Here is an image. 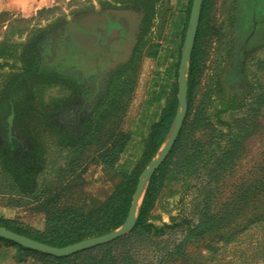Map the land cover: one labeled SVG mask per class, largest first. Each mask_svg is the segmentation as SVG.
Returning a JSON list of instances; mask_svg holds the SVG:
<instances>
[{"label":"rangeland","instance_id":"rangeland-1","mask_svg":"<svg viewBox=\"0 0 264 264\" xmlns=\"http://www.w3.org/2000/svg\"><path fill=\"white\" fill-rule=\"evenodd\" d=\"M28 5L0 0V162L14 184V192H0V219L38 212L29 203L65 167L67 140L97 130L112 137L114 148L117 134L126 137L115 167L129 172L124 179L90 163L80 187L65 195L80 204L105 201L117 188L121 195L132 191L120 228L141 173L175 121L192 0H54L32 11ZM111 26L118 41L103 53ZM184 79L180 130L184 124L186 160L198 166L184 175L173 169L182 163L177 155L167 163L147 215L157 227L171 226L153 242L162 259L149 242L137 243L134 255L149 264H264V0H202ZM175 100L163 143L145 168L133 170L160 112ZM174 143L145 182L135 221ZM10 242L0 241V264H51Z\"/></svg>","mask_w":264,"mask_h":264},{"label":"trees","instance_id":"trees-1","mask_svg":"<svg viewBox=\"0 0 264 264\" xmlns=\"http://www.w3.org/2000/svg\"><path fill=\"white\" fill-rule=\"evenodd\" d=\"M203 7V6H202ZM199 30L196 38H198ZM190 56L189 78L193 76L196 63V43ZM150 58H156L155 53L147 55ZM188 102V94L186 96ZM125 108V107H124ZM54 110V108H52ZM176 112V100L168 107L162 109L159 118L153 125L148 138L144 142L143 151L134 163L133 170H141L145 168L163 143L169 129L172 125ZM104 123V120L100 125ZM113 126V124H110ZM99 125H97V129ZM97 131V130H96ZM88 135L77 141H68V154L66 156V165L60 169V175L56 177L55 182H51L46 187H39V191H35L31 199L32 208L38 212H42L45 217V227L43 231H36L28 228L29 231H23V225L14 221H3L0 219V226L21 236L41 242L43 244L60 248L80 240L93 238L108 233L118 228L125 220L131 192H125L121 195L118 188L114 190L105 201H97L89 197L88 201L76 204L67 199L65 193L70 189H77L82 184V175L84 174L86 165L97 162L102 165L107 172L117 171L119 175H123L124 179L128 174V169H119L115 167V163L121 160L124 153L126 137L117 134L118 147L112 146L111 136L102 137L99 132ZM184 124L179 132L178 138L167 157L166 161L152 175L144 194L141 208L138 212L134 228L130 234L111 243L92 247L80 251L69 257H55L53 255L41 253L38 251L24 248L20 245L12 243L20 252L31 254L38 259H42L51 264H149L138 261L135 257V247L137 243L149 242L150 250L158 253L157 259H160L163 252L158 251L159 241L157 245L153 242L163 236L167 229L171 226L163 225L157 227L147 221V215L150 211L152 203L158 193L162 171L165 170L167 163L175 156L182 159V163L178 167L174 164L173 169L187 175L188 170L197 167V163L191 160L188 162V150L185 149L186 141H184ZM117 137H115L117 139ZM122 138V141L120 140ZM120 141V142H119ZM108 144H110L108 146ZM177 155V156H176ZM177 159L176 161H181ZM175 161V162H176ZM7 168L0 162V192L8 190L14 192V184L5 177ZM131 178V177H130ZM80 184V185H79ZM81 189V188H80ZM264 189L258 187V190ZM16 192V191H15ZM83 194V191H82ZM0 241L10 242L0 238ZM11 243V242H10ZM162 254V255H161ZM160 255V257H159ZM162 259V258H161ZM160 259V261H161Z\"/></svg>","mask_w":264,"mask_h":264},{"label":"water","instance_id":"water-1","mask_svg":"<svg viewBox=\"0 0 264 264\" xmlns=\"http://www.w3.org/2000/svg\"><path fill=\"white\" fill-rule=\"evenodd\" d=\"M201 4H202V0H192L191 10H190V15H189V20H188L191 31L186 38L185 46L181 52L180 61H179L178 78H177L178 109H177V114L175 117L173 127L158 157L149 165V167L144 169V171L141 173V176L136 184V187L133 193L130 209H129L128 216H127V219L124 225H122L117 230H114L105 235L85 239V240H82V241H79V242H76V243H73V244H70L64 247H60V248L52 247V246L43 244L41 242L29 239L27 237L21 236L17 233H14L2 227H0V238L11 241L13 243H16L30 250L38 251L41 253H46L49 255H53L55 257H67L75 253H78L84 249L97 246V245L106 244L108 242L116 240L119 237L124 236L125 234L129 233L132 230L134 226V222H135V217L138 211L139 201L143 194L144 184L150 177L151 173L159 166V164L164 160L169 150L171 149L174 143V140L178 135V132L180 130V127H181V124H182V121H183V118L186 112L187 102H186V84H185L184 75L186 71V64L189 59V52H190L193 36L196 31V24H197L199 14H200Z\"/></svg>","mask_w":264,"mask_h":264},{"label":"crops","instance_id":"crops-1","mask_svg":"<svg viewBox=\"0 0 264 264\" xmlns=\"http://www.w3.org/2000/svg\"><path fill=\"white\" fill-rule=\"evenodd\" d=\"M29 5L27 6V11L36 10L38 8L48 7L50 6L54 0H28ZM15 221L20 222L27 227L36 230L43 231L45 227V217L40 212H29L25 214L24 217H15Z\"/></svg>","mask_w":264,"mask_h":264},{"label":"flooded vegetation","instance_id":"flooded-vegetation-1","mask_svg":"<svg viewBox=\"0 0 264 264\" xmlns=\"http://www.w3.org/2000/svg\"><path fill=\"white\" fill-rule=\"evenodd\" d=\"M114 28L111 26L110 27V31H109V36H108V38H107V40H106V42H105V45H104V47H103V49H102V51H103V53H104V51H105V49H107L106 47L108 46V48L110 47V46H112L114 43H116V41H118V38H115V37H113V35H114ZM109 50V49H108ZM101 54H102V52H101Z\"/></svg>","mask_w":264,"mask_h":264}]
</instances>
